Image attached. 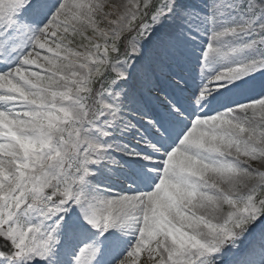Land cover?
<instances>
[{
	"label": "snow or ice",
	"instance_id": "obj_1",
	"mask_svg": "<svg viewBox=\"0 0 264 264\" xmlns=\"http://www.w3.org/2000/svg\"><path fill=\"white\" fill-rule=\"evenodd\" d=\"M0 264H264V0H0Z\"/></svg>",
	"mask_w": 264,
	"mask_h": 264
}]
</instances>
